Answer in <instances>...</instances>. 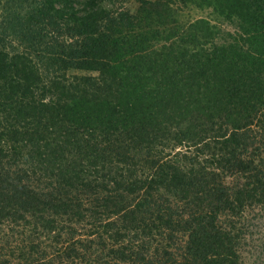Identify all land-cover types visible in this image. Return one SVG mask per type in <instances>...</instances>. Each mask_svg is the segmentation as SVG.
<instances>
[{"label": "trees", "instance_id": "1", "mask_svg": "<svg viewBox=\"0 0 264 264\" xmlns=\"http://www.w3.org/2000/svg\"><path fill=\"white\" fill-rule=\"evenodd\" d=\"M126 2L0 0V264H243L264 0Z\"/></svg>", "mask_w": 264, "mask_h": 264}, {"label": "rangeland", "instance_id": "2", "mask_svg": "<svg viewBox=\"0 0 264 264\" xmlns=\"http://www.w3.org/2000/svg\"><path fill=\"white\" fill-rule=\"evenodd\" d=\"M140 5V0H127L126 6L132 12H136ZM188 19V22L198 18L209 19L212 23L216 24L219 29L224 32H232L235 29V24L232 21L219 14L214 7H197L188 5L183 7L179 12V18ZM75 73H88L86 71H72ZM241 225V223H239ZM243 229L246 233V243H243L241 248V255L243 264H264V202H255L247 208L246 220H242ZM7 232L11 234L10 238L13 242L26 243L29 241L28 232L16 227L14 231L5 227ZM43 240V237H41ZM39 242V241H38ZM9 249L5 248L4 253H8ZM15 260V259H14ZM19 262V261H18ZM18 262L14 263L17 264Z\"/></svg>", "mask_w": 264, "mask_h": 264}]
</instances>
